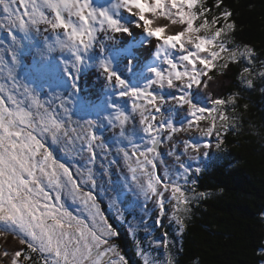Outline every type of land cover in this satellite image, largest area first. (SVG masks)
<instances>
[{
    "label": "snow or ice",
    "instance_id": "obj_1",
    "mask_svg": "<svg viewBox=\"0 0 264 264\" xmlns=\"http://www.w3.org/2000/svg\"><path fill=\"white\" fill-rule=\"evenodd\" d=\"M233 15L224 0L212 5L207 0H108L106 6L93 0H0V29L9 38L4 51L10 54L0 83V264H128L111 242L119 233L93 192L97 175L89 165L112 152L97 131L105 123L119 130L115 153L127 169L126 182L130 177L127 189L153 203L158 225L168 215L178 233L184 232L192 201L206 193L195 191L192 177L201 172L199 164L193 168L181 156L192 153L189 159L198 162L202 148L220 149L240 119L235 115L239 91L222 97L201 90L243 61L240 83L252 89L260 80L264 92V60L254 70L257 52L235 41ZM43 33L50 35L37 41ZM25 53L37 82L63 65L67 79L57 84L63 92L42 98L36 87L17 79ZM85 70L102 79L110 94L101 102H81L80 111L96 118L73 119ZM113 96L124 105L130 102V110ZM132 121L142 133L140 142L126 135ZM124 141L130 148L120 146ZM165 142L176 161L171 167L159 151ZM56 147L69 161L80 158L86 164L73 171L72 163L55 155ZM67 200L84 215L70 211ZM109 200L116 208L122 203ZM163 235L155 246L165 249V259L140 248L144 264H174Z\"/></svg>",
    "mask_w": 264,
    "mask_h": 264
},
{
    "label": "trees",
    "instance_id": "obj_2",
    "mask_svg": "<svg viewBox=\"0 0 264 264\" xmlns=\"http://www.w3.org/2000/svg\"><path fill=\"white\" fill-rule=\"evenodd\" d=\"M207 2L212 5L214 0ZM224 5L234 14L235 41L255 48L258 61L253 67L258 70L259 61L264 60V0H224ZM243 66V61L233 64L225 75L214 77L216 82L209 89L201 90L222 97L239 91L240 107L235 115L240 119L224 136L213 165L194 178L195 191L206 196L191 204L175 264L264 262V92L260 80L252 89L240 83L238 73ZM84 72V95L88 101H97L106 93L103 81L88 70ZM198 99L203 101V95ZM100 200L119 233L115 239L119 251L128 264H144L126 225L120 223L104 197ZM33 258L39 260L37 254Z\"/></svg>",
    "mask_w": 264,
    "mask_h": 264
},
{
    "label": "rangeland",
    "instance_id": "obj_3",
    "mask_svg": "<svg viewBox=\"0 0 264 264\" xmlns=\"http://www.w3.org/2000/svg\"><path fill=\"white\" fill-rule=\"evenodd\" d=\"M93 2L97 6H106L108 3V0H93ZM208 3V2H207ZM4 31L3 29H0ZM50 33L42 34L40 36H36L35 39L37 41H42L44 36H49ZM8 37V36H6ZM2 37V38H6ZM123 39H127V37H123ZM1 41V40H0ZM8 42V41H7ZM9 46V42H8ZM4 46V43H0V59L3 60V63L0 64V83L5 82V77L7 76V65L10 64V54L6 53L4 50L8 47ZM144 55H147L145 53ZM30 57L27 53H25L22 56V62L21 64L16 68V76L25 75L27 70H25L26 63L25 58ZM27 59V58H26ZM31 61V59H30ZM59 64V62H57ZM63 65L60 64L57 68L56 72L53 74V84H51V90H48L46 93L44 89L40 90L39 83L28 81V78L26 77L24 80V83L30 84V86L36 87L38 91L41 92L42 98H48L53 93H61L63 92V89L61 87H57V84L59 83V79L66 80L67 78L64 77L63 71H62ZM80 82V81H79ZM44 86V85H42ZM81 91V89H80ZM107 93L98 101L101 102L104 101L106 96L110 94V90H107ZM66 95V93H64ZM113 99L121 104L117 97L113 96ZM76 109H75V115L73 119H80L81 117L88 119V118H96L94 113H85L80 111V104L83 101L81 98V94L78 93L76 96ZM85 101V99H84ZM95 102V101H93ZM124 105V104H122ZM127 109L130 110V102L127 105H124ZM177 123L183 122V114L180 113L177 115L176 118ZM98 134L103 137L105 142L112 147V152L105 158L103 154L98 155L96 162L94 165H89L93 167L94 172L97 175V184L98 186L93 189L94 194L97 196V200L101 205L102 203L100 198L104 197L106 203L109 205V209L112 210V212L115 214V216L118 218L120 222L126 225V227L130 230L132 238L134 242L136 243V249L138 253L140 254V248H143L146 250L152 257L157 258L159 261H163L165 259V249L163 248H156V243H159V241L164 239V233H167L168 240L170 242V246L168 251L171 253L174 264L176 263V255L177 252L180 250L181 247V239L182 234L178 233V226L175 224L174 221H171L169 219V216L166 215L164 219L162 220L161 224L156 223L157 219V210L154 207L153 203L151 201L145 202L143 197L137 198L135 195H133L132 192H130L127 187L126 183L130 182L129 180L126 182L125 180V174L127 172V169L123 167V162L119 156L115 153V147H116V140L118 138V129H112L105 123L104 127L99 128ZM126 135H132L137 139V142L139 141V136L142 135V133L139 131V126L135 121H132L129 123ZM215 139L213 138L212 143L215 144ZM120 146H126L130 148V145L127 144L126 141H124ZM170 150V145L165 142L163 145L160 146L159 151L161 152L162 158L168 166H173L176 161L174 156H169L168 152ZM220 149H216L215 147L211 149H201L199 156L200 159L198 162L191 161L189 157L193 155L192 153H189L188 156H181V160L185 163H191L192 167L195 168L197 166V163L201 167V171L208 169L210 165H213V161L215 160V156L217 157ZM55 155L61 160L65 162L72 163L74 165L73 171H75L76 166L83 167L86 164L85 159L76 158L75 160L69 161L65 154L60 151L59 147H56L54 149ZM178 153L182 151V145L176 150ZM207 151L209 154L207 157H204L203 153ZM110 160H116L117 163L109 164ZM161 170L163 166L161 165ZM105 170H107L108 174L104 175ZM197 174L193 175V179L196 177ZM167 195V194H166ZM117 198L119 201H122L119 208L112 207L110 204L109 197ZM193 202V201H192ZM66 206L69 208L70 211H73L74 214H81L83 213L78 212L79 205L73 204L70 200L65 201ZM147 207L148 211H144V207ZM169 208V215L171 213V206H168ZM190 213V212H189ZM187 214V217L189 215ZM123 217V218H121ZM132 225L133 227H129V225ZM165 228V230H164ZM133 230H135V234H133ZM118 237V236H117ZM115 237V239H117ZM114 238L112 239L113 243ZM139 242V245H138ZM114 244V243H113ZM140 257L142 255L140 254ZM39 259V257H38ZM143 259V257H142ZM264 264V262L262 263Z\"/></svg>",
    "mask_w": 264,
    "mask_h": 264
}]
</instances>
